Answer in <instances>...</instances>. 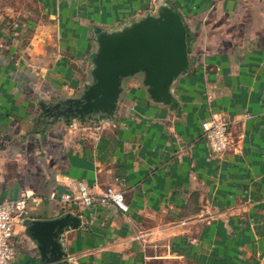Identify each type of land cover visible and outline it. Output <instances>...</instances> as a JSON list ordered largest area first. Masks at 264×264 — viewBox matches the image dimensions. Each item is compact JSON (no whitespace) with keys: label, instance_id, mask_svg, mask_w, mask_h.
<instances>
[{"label":"crops","instance_id":"obj_1","mask_svg":"<svg viewBox=\"0 0 264 264\" xmlns=\"http://www.w3.org/2000/svg\"><path fill=\"white\" fill-rule=\"evenodd\" d=\"M164 1L187 29L181 113L125 81L114 119L44 117L90 83L96 28ZM231 122L213 153L202 124ZM71 181L123 192L127 213L63 204ZM27 202L11 264H264V0H0V201ZM80 226L39 241L32 221ZM65 257L54 261L61 255Z\"/></svg>","mask_w":264,"mask_h":264},{"label":"water","instance_id":"obj_2","mask_svg":"<svg viewBox=\"0 0 264 264\" xmlns=\"http://www.w3.org/2000/svg\"><path fill=\"white\" fill-rule=\"evenodd\" d=\"M95 51L91 59L90 83L78 98H68L46 106L44 117L56 122L66 119H114L125 81L139 77L154 104L181 113L174 86L189 72L186 25L172 4L164 1L156 13L115 30L96 28ZM80 226L77 217L67 214L49 221H32L29 231L39 241L59 237ZM64 255L54 261H60ZM63 264V263H61Z\"/></svg>","mask_w":264,"mask_h":264},{"label":"built area","instance_id":"obj_3","mask_svg":"<svg viewBox=\"0 0 264 264\" xmlns=\"http://www.w3.org/2000/svg\"><path fill=\"white\" fill-rule=\"evenodd\" d=\"M203 139L215 154L228 152L233 144L231 122L225 118H217L202 124ZM63 204L82 202L86 207L98 204H112L122 213L129 211L123 192L110 187L100 195H94L81 182L71 181L69 189L60 197ZM27 202L20 199L0 201V264H11L15 258L13 245L16 222H23Z\"/></svg>","mask_w":264,"mask_h":264}]
</instances>
